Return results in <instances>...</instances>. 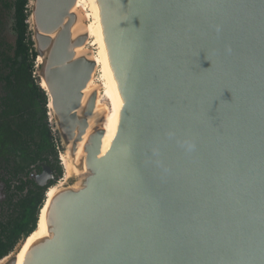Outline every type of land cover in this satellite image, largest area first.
<instances>
[{
  "label": "water",
  "instance_id": "water-1",
  "mask_svg": "<svg viewBox=\"0 0 264 264\" xmlns=\"http://www.w3.org/2000/svg\"><path fill=\"white\" fill-rule=\"evenodd\" d=\"M77 2L28 0L72 170L46 192L19 263L28 237L0 264H264V0H93L119 101L106 147ZM52 179L43 167L36 183Z\"/></svg>",
  "mask_w": 264,
  "mask_h": 264
},
{
  "label": "trees",
  "instance_id": "trees-1",
  "mask_svg": "<svg viewBox=\"0 0 264 264\" xmlns=\"http://www.w3.org/2000/svg\"><path fill=\"white\" fill-rule=\"evenodd\" d=\"M27 5L28 0H14L12 3L14 56L2 62L7 73L3 79L4 109L0 112V159L1 163H5L0 180L7 187V195L0 203V259L13 252L35 230L45 198L46 187L24 183L19 178L21 172L15 158L30 161V165L37 170L41 168L38 164L47 165L54 180L48 186L63 175L47 122V96L33 78L36 54L26 24L29 14ZM38 112H41L40 117H37ZM13 180L21 184L15 185L14 193H11ZM31 184L34 189L29 187ZM25 186H28V193L23 195ZM16 192L19 195L17 193L15 200Z\"/></svg>",
  "mask_w": 264,
  "mask_h": 264
},
{
  "label": "bare ground",
  "instance_id": "bare-ground-1",
  "mask_svg": "<svg viewBox=\"0 0 264 264\" xmlns=\"http://www.w3.org/2000/svg\"><path fill=\"white\" fill-rule=\"evenodd\" d=\"M76 9L84 10L86 17L88 18V25L85 26V29L89 33V44L91 43L93 46H95L94 60L96 61L97 64L98 73L100 71L98 80L92 81L89 84L87 90L85 91L88 94L98 86L101 89L99 91V96L96 103V109L93 113L92 118H90V124L92 125L96 121V119L98 118L100 113H102L103 110H107L104 121L105 135L103 139V146L106 147L113 138L115 133L116 121L119 112V101L106 64V59L100 39L99 28L96 21V13H95V6L93 0H78ZM78 29L80 30V27L77 28V30ZM78 31H75V33H77ZM95 81L99 83L97 84ZM81 146H82L81 144L78 146V150L81 149ZM60 161L62 168L64 167L66 173L68 174L69 171L72 170V168L69 165L67 156L61 153ZM53 191L54 189L52 187L48 190L47 193L50 195ZM41 232H42V221L40 222V226L38 230L35 231L33 235L28 237V241L26 245L22 247V251H20L18 255V263L21 260L22 254L26 249V247L29 245V243H31L33 239L38 237L41 234ZM19 249L21 250V246L19 247Z\"/></svg>",
  "mask_w": 264,
  "mask_h": 264
},
{
  "label": "rangeland",
  "instance_id": "rangeland-1",
  "mask_svg": "<svg viewBox=\"0 0 264 264\" xmlns=\"http://www.w3.org/2000/svg\"><path fill=\"white\" fill-rule=\"evenodd\" d=\"M13 1L14 0H0V109L1 110L3 109V106L1 104L5 97L3 79L5 74L7 73V71L4 70V65L2 64V62L7 57L12 58L14 56L15 35L13 33V8H12ZM89 47L93 49L95 48V46H93L91 43L89 44ZM36 68H37V62L35 60L33 78L36 79L35 84L38 85L39 82H37L38 78L36 76ZM99 73L97 72V74L95 75L96 78L94 80H98ZM95 82L97 84L99 83L97 81ZM46 115H47V122L53 131L52 124L50 123V119L48 117V110ZM40 116H41V112H38L37 117ZM59 147H60V143H59Z\"/></svg>",
  "mask_w": 264,
  "mask_h": 264
},
{
  "label": "flooded vegetation",
  "instance_id": "flooded-vegetation-1",
  "mask_svg": "<svg viewBox=\"0 0 264 264\" xmlns=\"http://www.w3.org/2000/svg\"><path fill=\"white\" fill-rule=\"evenodd\" d=\"M6 75V74H5ZM3 83H4V81H3ZM4 86V85H3ZM2 106H3V109H4V105H3V103L1 104ZM2 109V110H3ZM1 109H0V112L2 111ZM48 126H49V124H48ZM49 128H50V126H49ZM50 132H51V135H52V137H53V143L55 144V151H56V153H57V157H58V160H59V164H60V166H61V161H60V155H61V149H60V147H59V144H58V142H57V140H56V136H55V134L53 133V131H52V129L50 128ZM56 137V138H55ZM62 157V156H61ZM15 162H16V165H17V167H19L20 168V175H19V178L24 182V183H27V182H31V183H34V185H36V186H38V187H46V190H45V194H46V192H48L47 190L49 189V188H52L54 185H56L60 180H61V178L60 179H58L57 181H55L54 182V184L53 185H51V186H48V183H50L51 181H54V180H47V182H46V184L44 185V186H40V185H38L37 183H36V176H38V175H40L41 173H42V171H43V167H48L47 165H45V164H38V165H40L41 166V168H40V170H37L36 168H35V166H32V165H30V161H28V162H24V161H20V160H18V158H15ZM4 162L3 163H1V159H0V177H2L4 174V169H3V167H4ZM30 165V166H29ZM11 166H12V164H11ZM49 168V167H48ZM10 169V168H9ZM49 170H50V168H49ZM51 171V170H50ZM21 183L20 182H18V181H15V180H13V182L11 183V193H14V190H13V187L15 186V185H20ZM29 187H31L32 189H34V186H33V184H31ZM6 189H7V187H6V185L0 180V203L2 202V201H4L5 199H6V195H7V193H6ZM17 193L18 192H16L15 193V200L18 198V195H19V193H18V195H17ZM28 193V186H25L24 187V190H23V195H26ZM45 194H44V196H45Z\"/></svg>",
  "mask_w": 264,
  "mask_h": 264
}]
</instances>
